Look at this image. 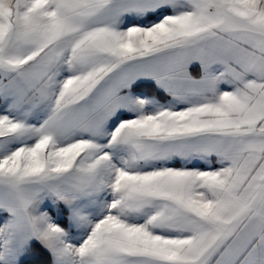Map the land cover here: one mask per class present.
Segmentation results:
<instances>
[{"label": "snow or ice", "instance_id": "obj_1", "mask_svg": "<svg viewBox=\"0 0 264 264\" xmlns=\"http://www.w3.org/2000/svg\"><path fill=\"white\" fill-rule=\"evenodd\" d=\"M0 264H264V0H0Z\"/></svg>", "mask_w": 264, "mask_h": 264}]
</instances>
